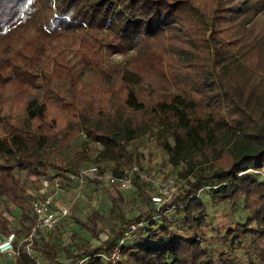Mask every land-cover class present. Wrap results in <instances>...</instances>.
<instances>
[{
    "label": "trees",
    "instance_id": "obj_1",
    "mask_svg": "<svg viewBox=\"0 0 264 264\" xmlns=\"http://www.w3.org/2000/svg\"><path fill=\"white\" fill-rule=\"evenodd\" d=\"M150 134L182 186L157 206L134 176L131 214L111 196L76 219L87 238L67 218L37 231L39 262L112 264L99 253L133 223L114 264H264V0H0V199L20 209L2 233L34 222L16 171L120 176ZM207 200L237 216L227 250L207 245ZM9 264L38 263L21 247Z\"/></svg>",
    "mask_w": 264,
    "mask_h": 264
},
{
    "label": "rangeland",
    "instance_id": "obj_2",
    "mask_svg": "<svg viewBox=\"0 0 264 264\" xmlns=\"http://www.w3.org/2000/svg\"><path fill=\"white\" fill-rule=\"evenodd\" d=\"M115 58H119L116 54ZM144 145L140 147L139 154L137 156L138 164H133L132 166H137L143 171L147 172L151 177L157 178V183L151 186L155 189L161 190L166 195L172 194L177 189H179L183 182L178 178L177 171L180 169L178 167H171L167 161L164 152L159 145V139L156 136L146 135L144 136ZM92 146L96 149L100 148V145L93 143ZM131 166V167H132ZM128 169V168H123ZM110 170H104L103 173H109ZM16 175L20 178L21 182L27 190V193L31 195L28 202L32 199L38 187L37 176L31 174L27 171H16ZM167 179H172V183L169 185L166 181ZM102 182L94 189L92 186H82L79 193L75 184L62 186V191L57 199V203L65 204L73 201V206L71 208L70 215L65 219L66 223L64 225L63 233L67 237L71 231H76L83 238H87L89 233H87L83 228L79 226L76 219L85 220L90 214L92 209H96L101 215L108 214L110 206L113 204L111 196L120 197V200L115 203L125 214H131L134 211V199L129 193L131 188L119 190L112 185H108L106 182ZM148 183V182H147ZM120 195V196H119ZM168 200V198L166 199ZM208 203V217L204 231L207 235V245L211 248L227 250V247L222 243L221 238L217 237L216 232L221 231V237L224 233V228L226 226L232 225V220L236 218L230 210L226 207V204L221 202H211L207 200ZM7 208H11V214L6 211ZM20 209L18 207H13L11 204L7 203L4 198L0 199V221L7 219L11 220L12 215L14 217L19 216ZM106 229V224L104 222L99 224ZM98 225V226H99ZM176 227H173V231ZM5 236L1 232L0 227V238ZM11 256H0V264H9L12 257ZM237 260L245 264V255L241 250L236 252Z\"/></svg>",
    "mask_w": 264,
    "mask_h": 264
},
{
    "label": "built area",
    "instance_id": "obj_3",
    "mask_svg": "<svg viewBox=\"0 0 264 264\" xmlns=\"http://www.w3.org/2000/svg\"><path fill=\"white\" fill-rule=\"evenodd\" d=\"M136 176L142 181L152 182L155 185L158 181L156 177H151L147 172L132 166L128 169H124L120 176H114L109 173H99L97 165H91L84 167L76 172H69L68 177L70 180L75 181V185L80 191L81 187L90 179L103 180L108 185H112L119 190L130 188L133 184V177ZM169 185L172 183V179L166 181ZM62 191V183L60 176L53 170H49L46 175L38 178V187L32 199L28 202L29 212L34 218V222L31 225L30 232L24 240L14 243L16 235L14 232H10L0 239V254L8 256H17L20 252V248L23 247L27 254L33 257L39 264V258L35 256L32 245L33 238L39 230H46L52 228L62 218H67L70 215L73 201L59 204L57 199ZM167 193L158 190V194H154L151 199L153 204L159 206L167 198ZM135 229V224H130L123 232L117 243L108 251L101 252L99 256L112 264L117 262L122 254L121 245L130 236ZM87 257L80 258L76 264H84Z\"/></svg>",
    "mask_w": 264,
    "mask_h": 264
},
{
    "label": "crops",
    "instance_id": "obj_4",
    "mask_svg": "<svg viewBox=\"0 0 264 264\" xmlns=\"http://www.w3.org/2000/svg\"><path fill=\"white\" fill-rule=\"evenodd\" d=\"M74 184H75V182H74ZM60 194H61V192H60ZM60 194H59V196H60ZM28 209H29V207H28ZM30 214H31V213H30ZM3 234H4V235H7V233H6V234H5V233H3ZM2 238H4V236H3ZM2 238H0V239H2ZM34 253H35V251H34ZM0 256H1V257H5L6 255H4V254H0ZM7 256H8V255H7ZM11 257H12V259H14V258H15V257H13V256H11ZM11 257H9V258H11ZM12 259H11V260H12ZM39 264H43V262H42V261H40V262H39Z\"/></svg>",
    "mask_w": 264,
    "mask_h": 264
}]
</instances>
